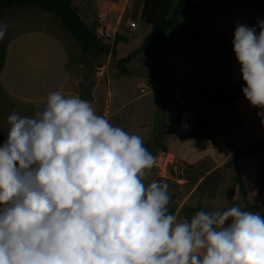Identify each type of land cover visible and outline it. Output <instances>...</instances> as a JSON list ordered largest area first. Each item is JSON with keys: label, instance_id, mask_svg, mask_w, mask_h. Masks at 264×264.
Instances as JSON below:
<instances>
[{"label": "clouds", "instance_id": "1", "mask_svg": "<svg viewBox=\"0 0 264 264\" xmlns=\"http://www.w3.org/2000/svg\"><path fill=\"white\" fill-rule=\"evenodd\" d=\"M232 44L264 125V21L238 23ZM7 119L0 264H264V215L231 206L178 222L169 185L144 182L157 158L142 137L89 101L56 91L32 117Z\"/></svg>", "mask_w": 264, "mask_h": 264}, {"label": "crops", "instance_id": "2", "mask_svg": "<svg viewBox=\"0 0 264 264\" xmlns=\"http://www.w3.org/2000/svg\"><path fill=\"white\" fill-rule=\"evenodd\" d=\"M70 1L95 33H104L101 39L104 45H112L115 35L124 37L126 42L117 43L116 54H106L100 61L91 53L83 58L80 47L55 15L39 8H25L0 14V23L8 26L3 40H0V49L4 51L0 73V132L5 141L10 129L7 119L9 115L15 112L20 116L32 117L46 105L49 94L56 91L66 97L79 96L89 101L96 113L105 116L109 121L114 117L116 121L122 118L120 113L125 107L124 95L118 89L113 90V86L125 82L126 76L114 68L112 63L117 64L139 48L151 30L144 23L147 26L145 33L137 40L133 37L130 40L124 33L134 23L131 17H141L143 0H96L94 4H89L92 2L89 0ZM234 1L229 2L230 9L231 2ZM191 2L194 5L207 3L202 0ZM257 13L262 14L264 10L256 7L249 12L235 13L231 9L230 17H222L223 20L217 18L213 10L206 13L211 17L198 45L190 46L186 42L173 44L168 48L175 53L176 46L182 45L184 59V70L174 74L173 79L170 73L169 89L163 87L159 75L156 74V60H144L143 66L146 70L138 73L143 78L155 75L160 91L157 113L148 119L155 129L151 133L137 131L132 134L141 136L144 146L155 157L160 153L168 154L188 166V176L196 177L192 185L170 188L171 200L174 201L168 206L169 213L175 214L178 222L191 218L183 212L185 207H200L211 211L199 204L189 205L195 195L205 200L217 199L220 204L216 209L221 211L231 206H239L242 210L255 207L256 212L264 215V125L261 124L262 117L257 115L261 109L253 107L243 94L234 101L235 117H229L221 108L213 109L220 117L221 124L229 131L232 144L222 135H218L214 141L190 139L187 135L194 119V113L187 102L201 98L195 86L201 84L213 87L224 84L232 87L239 81L241 65L236 59L232 44L235 27L238 23L249 27L257 26L260 21L255 17ZM183 18L186 17H181L178 21ZM189 18L193 19V16ZM213 21L217 23L214 30ZM195 26L196 23L193 22V27ZM136 27L135 24L133 28ZM256 31L259 34V27H256ZM132 41H136L135 48L129 47ZM166 45H169L168 35ZM121 46H128L125 49L128 51L121 53ZM155 50L157 49H151L148 53L152 54ZM144 54L146 56V53L138 55L142 57ZM169 59L173 60L172 56L167 58ZM132 60L127 66L129 72L133 65ZM178 66L176 65L181 68L179 61ZM149 67L152 68L148 70ZM141 84L146 83L137 84L139 91ZM166 91H172L176 99L181 100L174 105L172 121L167 120L170 111L165 107ZM260 164L263 165L261 175ZM157 172V168L151 169L144 182L147 184L153 180L158 181L160 176ZM229 175L232 183L228 186ZM237 176H240L245 185V196H242L235 182ZM259 209L261 210L258 211Z\"/></svg>", "mask_w": 264, "mask_h": 264}, {"label": "trees", "instance_id": "3", "mask_svg": "<svg viewBox=\"0 0 264 264\" xmlns=\"http://www.w3.org/2000/svg\"><path fill=\"white\" fill-rule=\"evenodd\" d=\"M230 1L234 0H214L211 3L194 5L191 0H143L140 19L143 23L149 25L151 30L139 48L117 62V70L120 73L127 74L129 72L127 65L136 55L147 53L151 49L164 45L167 42L168 31L176 24L179 18L193 16L199 7H209L215 11V14L228 19L231 15ZM25 8H39L46 13H51L58 17L63 22L66 31L80 47L83 58L91 52L105 51L106 54H116V44L126 42L124 37L115 35L112 45L104 47L102 40L85 23L78 9L70 0H0V14ZM210 17V14L204 15L200 22L191 30L187 40L188 45L195 46L200 43L207 29ZM3 62L4 51L0 49V73ZM245 86L246 83L242 79V74L239 81L232 87H227L224 84H218L213 87L201 84L196 85L195 88L199 91L201 98L197 101L187 102V105L194 113L193 122L187 132L188 137L196 140L214 141L218 135H222L227 139L229 144H232L229 131L221 124L220 117L217 113L213 112V109L221 108L229 117H235L234 101L243 94L242 88ZM4 142V136L0 132V146ZM262 170L263 165L260 164V175L262 174ZM235 182L242 196H245V185L240 176L236 177ZM202 210L200 207L183 208V212L190 217Z\"/></svg>", "mask_w": 264, "mask_h": 264}, {"label": "rangeland", "instance_id": "4", "mask_svg": "<svg viewBox=\"0 0 264 264\" xmlns=\"http://www.w3.org/2000/svg\"><path fill=\"white\" fill-rule=\"evenodd\" d=\"M202 1L211 3L214 0H202ZM95 2L96 0L90 2L89 4H94ZM231 7H232L231 9H233L235 13L238 11L240 12L248 11L249 12L252 9H256V7L264 10V2L263 0L234 1V2H231ZM212 10L213 9L209 7L202 6L200 10L197 9L195 14L193 15V19L186 17V18L181 19L180 21H177L178 23L176 22V24L168 31V34H167L168 40H169L168 46L167 45L165 46L166 44L165 43L164 45L156 48L157 50L153 51L152 54L148 53L149 51H147L146 56L145 54L142 55V57L140 55H136L133 58L132 60L133 65L132 67H130L131 71L125 74L126 81L123 82L122 84L116 83L113 86V90L116 91V89H118L123 93L125 107H124V110L120 113V118L121 117L122 118L119 121H116L115 117L110 118L109 122L111 124H113L114 126L121 127L122 129H124L126 132L130 134L137 132V131H142L143 133L144 132L151 133L152 129H155V126L151 125L148 119L157 113V105H158V98H159L158 92L160 91V88L157 86L158 80L156 79L155 75H152L150 78H143L139 76L138 73H141L146 70L145 66H143V62L146 59L150 61L156 60V62H154L156 64L158 63L157 64L158 67H156V74L159 75L160 77L159 79L161 80L162 85H164L163 87H166L169 89L171 87L170 73L172 74V79H173L174 74H179L180 71L182 72L184 70V62H183L184 59L181 53L182 52L181 48H183L182 45L176 46L175 53H172V51L169 50L168 48L172 46L173 44L174 45L182 44V43L185 44L189 37V33L194 28L193 22L196 23L197 25L202 19V17L206 15V13ZM216 16L220 20H223L222 16L220 15H216ZM255 17H257V19H259L260 21H264V13L262 14L257 13ZM131 20L134 22V24L137 25V27L124 30V33L130 38V40H131V37H133L135 40L141 39V37L145 33L147 26L142 21H140V18L138 17V15L131 17ZM216 25H217L216 21H213L212 30H214ZM91 29L94 31L92 27ZM103 46L108 47L109 45L103 44ZM127 47L128 46H121L120 52L121 53L124 52ZM129 47L135 48L136 41H132ZM127 51H125L124 53H126ZM91 54L92 56L97 57L99 61L102 57L106 56L105 51L104 52H91ZM171 56L173 60L171 59L167 60V58ZM176 56H177V59H176ZM177 60L180 62L181 68H177L179 67ZM112 66L115 68L116 63L113 62ZM127 66H129V64ZM150 68L152 67H149L148 70ZM163 80L164 82H162ZM141 82L146 83L150 87H152L153 88L152 91L146 95H141L139 91V87L137 86V84ZM180 102L181 100L176 99L172 91H166L165 107L168 109V111H170L168 115V119H167L168 121H170L173 118L172 114H173V111H175L174 105L179 104ZM169 106H172V108ZM154 167L157 168L156 166ZM154 167L152 169H154ZM157 171H158L157 173H160V170L158 168H157ZM195 180H196L195 175H190L186 179H181L177 181L173 179H167V178H158V181L166 182L169 185L170 195H172L170 188L174 189L177 186L178 187L185 186V185L189 186V185H192L195 182ZM231 183H232V178L229 175V177H227L228 186ZM173 201L174 200H171V202ZM198 204L201 205V207H203L206 210H215L217 206H219L220 203L217 201V199L205 200L199 197V195H195L193 199L189 201V205L196 206ZM260 210L261 209H259L258 211Z\"/></svg>", "mask_w": 264, "mask_h": 264}, {"label": "built area", "instance_id": "5", "mask_svg": "<svg viewBox=\"0 0 264 264\" xmlns=\"http://www.w3.org/2000/svg\"><path fill=\"white\" fill-rule=\"evenodd\" d=\"M93 1V0H89ZM130 27H135L134 23L130 24ZM96 35L98 38L103 39L104 33L97 31ZM152 87L147 84L140 85V93L146 95L152 91ZM156 167L160 170V178H167L173 180H181L189 175V168L183 162H180L174 158L168 156V154L160 153L157 157Z\"/></svg>", "mask_w": 264, "mask_h": 264}, {"label": "water", "instance_id": "6", "mask_svg": "<svg viewBox=\"0 0 264 264\" xmlns=\"http://www.w3.org/2000/svg\"><path fill=\"white\" fill-rule=\"evenodd\" d=\"M226 209L227 208H224L223 210H226ZM244 211H255V207H247V208L244 209Z\"/></svg>", "mask_w": 264, "mask_h": 264}]
</instances>
